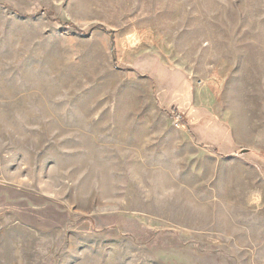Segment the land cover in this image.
I'll return each mask as SVG.
<instances>
[{
    "label": "rangeland",
    "instance_id": "obj_1",
    "mask_svg": "<svg viewBox=\"0 0 264 264\" xmlns=\"http://www.w3.org/2000/svg\"><path fill=\"white\" fill-rule=\"evenodd\" d=\"M0 264H264V0H0Z\"/></svg>",
    "mask_w": 264,
    "mask_h": 264
},
{
    "label": "crops",
    "instance_id": "obj_2",
    "mask_svg": "<svg viewBox=\"0 0 264 264\" xmlns=\"http://www.w3.org/2000/svg\"><path fill=\"white\" fill-rule=\"evenodd\" d=\"M261 143H262V142H261ZM229 152H234V151H231V150H230ZM259 159H260V157H259ZM260 160H261V159H260Z\"/></svg>",
    "mask_w": 264,
    "mask_h": 264
}]
</instances>
